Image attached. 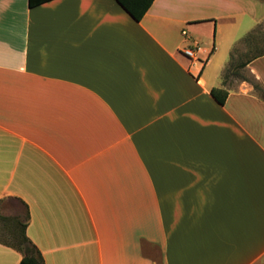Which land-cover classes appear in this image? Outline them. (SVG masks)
Segmentation results:
<instances>
[{
	"label": "crops",
	"instance_id": "0c3cea01",
	"mask_svg": "<svg viewBox=\"0 0 264 264\" xmlns=\"http://www.w3.org/2000/svg\"><path fill=\"white\" fill-rule=\"evenodd\" d=\"M261 27L264 0H0V215L44 264H264Z\"/></svg>",
	"mask_w": 264,
	"mask_h": 264
},
{
	"label": "trees",
	"instance_id": "16d2710c",
	"mask_svg": "<svg viewBox=\"0 0 264 264\" xmlns=\"http://www.w3.org/2000/svg\"><path fill=\"white\" fill-rule=\"evenodd\" d=\"M49 0H28L30 6H36L41 3H44ZM134 20L140 21L145 13L148 11L150 6L152 5L154 0H115ZM251 36V35H250ZM250 36L246 37L244 41L248 40ZM258 51L252 52V56H256ZM245 66V63L242 64V67ZM228 69L225 71L223 76L224 82L228 77ZM253 84L255 90L261 92L264 95V91L260 88L258 84H256L253 80L250 81ZM212 97L219 103L223 104L227 92L223 89L213 88L210 91ZM26 220L29 219L28 213L25 215ZM9 220L10 218L4 217L0 215V223H3L5 226V230L0 228V243L11 247L22 253V259L19 264H44L42 255L40 251L36 248V246L31 242V240L25 234L26 223L13 222L15 225L14 230L10 231L9 229ZM13 228V226H12ZM8 231V236H11L13 239L12 242L6 241L3 237L5 232Z\"/></svg>",
	"mask_w": 264,
	"mask_h": 264
},
{
	"label": "rangeland",
	"instance_id": "374dc122",
	"mask_svg": "<svg viewBox=\"0 0 264 264\" xmlns=\"http://www.w3.org/2000/svg\"><path fill=\"white\" fill-rule=\"evenodd\" d=\"M259 31L260 32H262V33H264V27H261L260 29H259ZM245 47L242 45V44H240L235 50H234V53H233V56H232V60L230 61V65L228 66V77L227 78H229V80H232V77L233 78H235V77H238L237 75H236V73H234V66L236 65V64H238V62L239 61H241V60H243V58H241V56H243V54L245 53ZM227 70V69H226ZM225 74V73H224ZM230 76H231V78H230ZM11 211H13V213L11 212ZM1 214H3V215H10V214H16V215H19L20 216V218L18 219V221H16L15 219H11V221L9 220V222H10V224H9V230L10 231H12V230H14V223L13 222H21V223H24L25 222V220H26V217H25V214H24V212L23 211H16L15 209H14V207H11V206H9V205H3L2 206V208H1ZM12 226H13V228H12ZM0 228H2V229H4L5 228V226H4V224L3 223H0ZM5 230V229H4ZM4 234V239L6 240V241H8V242H12L13 241V239L11 238V236H8V231L7 232H5V233H3Z\"/></svg>",
	"mask_w": 264,
	"mask_h": 264
},
{
	"label": "built area",
	"instance_id": "2783aa9c",
	"mask_svg": "<svg viewBox=\"0 0 264 264\" xmlns=\"http://www.w3.org/2000/svg\"><path fill=\"white\" fill-rule=\"evenodd\" d=\"M184 55L187 56V57H192L194 55V50L192 49H187L185 50L184 52Z\"/></svg>",
	"mask_w": 264,
	"mask_h": 264
}]
</instances>
